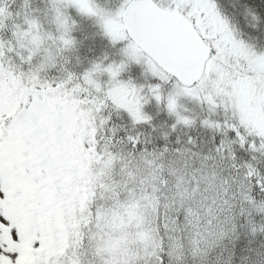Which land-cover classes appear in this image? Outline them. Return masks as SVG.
I'll use <instances>...</instances> for the list:
<instances>
[{"label":"snow or ice","instance_id":"obj_1","mask_svg":"<svg viewBox=\"0 0 264 264\" xmlns=\"http://www.w3.org/2000/svg\"><path fill=\"white\" fill-rule=\"evenodd\" d=\"M0 264H264V0H0Z\"/></svg>","mask_w":264,"mask_h":264}]
</instances>
